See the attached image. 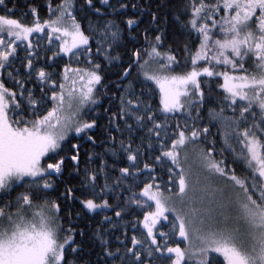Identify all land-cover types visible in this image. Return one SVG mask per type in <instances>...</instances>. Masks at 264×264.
<instances>
[{
    "label": "snow or ice",
    "instance_id": "6c2138e0",
    "mask_svg": "<svg viewBox=\"0 0 264 264\" xmlns=\"http://www.w3.org/2000/svg\"><path fill=\"white\" fill-rule=\"evenodd\" d=\"M100 3L111 11L84 0L97 17L85 15V28L75 14L77 0H60L55 8L50 3L53 15L43 22L32 8L31 25L11 18L15 5L10 9L0 0V264H264V0H186L175 21L198 41L194 49L183 47L187 70H181L171 45L165 46L167 17L161 10L168 4ZM129 8L137 15L122 27L114 17ZM145 15L147 26L139 37L132 35ZM54 38L56 47L47 57L39 51L41 40L51 46ZM121 48L127 50L126 62ZM42 55L53 62L68 58L63 82L39 64ZM96 57L116 69L115 108L105 109L103 126L99 115H85V109L91 113L99 105L97 86L104 80ZM81 58L89 67L70 66ZM5 74L18 91L5 85ZM34 76L41 92L50 86V98H37L25 87L24 77ZM101 127L107 137L102 143L111 142L106 151L118 157V134L128 163L109 165L103 153L85 152L89 163L82 184L100 202L85 197L79 201L82 209L112 211L93 233L100 250L92 261L85 258L87 234L74 224L73 210H62L48 193L55 191L53 177L63 174L66 161L80 172L81 142L95 148L92 133ZM137 132L141 144L134 147ZM144 149L154 163L139 160ZM189 149L200 161L196 170L186 166ZM225 151L242 174L226 163ZM96 157L100 163L90 166ZM113 169L118 176L110 174ZM18 187L27 190L13 198ZM72 193L66 186L63 199H78ZM130 215L135 217L131 235ZM80 216L77 211L75 218ZM106 236L115 237V247Z\"/></svg>",
    "mask_w": 264,
    "mask_h": 264
},
{
    "label": "trees",
    "instance_id": "16d2710c",
    "mask_svg": "<svg viewBox=\"0 0 264 264\" xmlns=\"http://www.w3.org/2000/svg\"><path fill=\"white\" fill-rule=\"evenodd\" d=\"M125 2L131 4L133 2L142 4V5H148L152 4L155 5L157 2L161 4H168V7L163 8L162 15H165L167 17L166 20V39H165V46L171 45L173 50H175L178 53V59L181 61V70H187L190 68V63H185L186 56L184 55L183 52V47L185 44L189 46V48H195L197 46V39L195 35H188V33L181 27L180 24H178L175 21V15L179 14L182 11V5L186 0H125ZM6 3H8V7L11 9L13 8V5H15V10L11 13V18H16L19 19L21 23L31 25L34 23V15L31 11L32 8L36 9V14L40 21L43 22L46 19H49L52 17L53 13H50L48 11L49 4L51 3L52 7L55 8V6L60 3V0H6ZM93 3L96 7H100L102 11L104 12H110L111 10L107 7L104 6L100 3V0H93ZM110 3L115 7L118 4V0H110ZM92 9L87 8V6L84 4V0H77V9H76V16L77 19L81 22L82 27L87 26V20L84 19L85 15L91 16ZM0 14H4L3 10L0 9ZM137 15L136 10L134 9H127L125 14L122 16H115L114 18L121 23V26L123 27V21L126 20L128 17H135ZM92 19H96L97 17L91 16ZM108 18H113L112 16ZM102 19V18H101ZM147 20L148 17L145 15L143 20L140 23V27L135 29L132 33V35L139 37L140 34L142 33L144 27L147 26ZM161 27H165V24H162ZM47 31V29H46ZM43 36V34H40ZM36 34H33V37H35ZM125 39L129 40L130 38L128 37L127 32H125ZM140 46L143 45V41L140 40ZM56 47V41L54 38V42L51 46L47 45V42L45 40H41V47L39 51L41 53H47V57L51 56V51H48L49 48L54 49ZM128 47H131V43H129ZM19 53V59L23 60L24 59V51H23V45H21L20 49H18ZM121 53V58L126 62L127 60V50L124 48L120 49ZM97 61L101 63L102 66V75L104 76V80L102 81L101 85L97 86V95L99 96V105L96 107V110L89 113L88 109H85V115L86 116H97L99 115L100 119L98 120V124L101 126L105 125L107 123L105 116V109H108L109 107H112L113 109L115 108V97H114V89L112 87L111 81L115 79L114 73L116 69L109 68L106 66V62L102 59V57H96ZM35 61H34V66H35ZM69 60L67 57L63 59L57 58L56 61H51L46 58L45 55H42L39 61V64L41 66H44L46 71L53 73V78L57 80L58 83L63 82L62 80V72L64 69V65L68 64ZM71 67H89V65L83 63V58H81V62L78 64L75 60L71 62ZM16 68L20 69V72L23 74L26 72V69L20 64L16 63L15 64ZM25 80L27 81L25 84L26 88H32L34 89L35 96L37 98L41 96H46V98H50V86L49 87H44L43 92H41V85H39L36 81L35 76L33 77L32 80H27L26 77H24ZM203 80V77L201 78ZM5 85L9 88H13L14 90L18 91V88H16L15 84L12 81H9L6 74L4 77ZM222 82V81H221ZM217 91L222 92V90L218 89ZM151 104L153 108L156 110V116L159 118L161 116V113L158 110V98H152L151 99ZM51 102L49 101L48 104H45L41 106V111L44 110L45 107H50ZM202 116L205 117L206 119V110L202 111ZM181 124H183V119H181ZM210 131L212 133L216 132L215 127H210ZM97 140L95 148L90 143L87 142H81L82 143V150H81V169L80 172L75 171L71 167V162L66 161V166L64 169V172L61 176L59 177H53V180L55 181V191H49L48 195L52 199H56L60 204H61V209L63 210L65 207H70L73 210V220L74 224L79 225L81 228L84 229L85 233L87 234L86 237L84 238V245H85V258H88L92 261L96 259L95 252H98L100 249L98 246L99 241L95 239L93 236L94 231L97 229L98 226L101 225L103 221V216L106 214L108 216H112V211L111 210H104L102 214H97L100 213L101 210H97V213H90L85 209H82V206L80 204V199H83L85 197H90V198H96L97 203H99V197L95 196L94 194L90 193L86 187L83 186L82 180H83V167L86 163H89L86 161L85 158V152H96V153H103L104 154V159L108 162L109 165L112 164H117L119 166H126L127 161L126 158L124 157V154L120 151L119 149V140L121 137L117 134V144L115 145L117 148V156H113L112 153L107 152L106 149L111 146V142L108 141L107 143H102L107 140L105 131L103 127L97 128L93 131L92 133ZM142 133L137 132L133 135L132 138V143L133 146H137L141 144V140L138 139L137 137L141 136ZM216 139V147L219 149L222 146V140L218 134L215 135L214 137ZM206 146V145H204ZM143 154L139 157L140 161H146L148 163H154V161L151 158V154L148 153L146 149L142 150ZM189 152L193 156L196 157V154L189 149ZM159 154V153H156ZM217 158L220 157L219 151L213 153ZM224 157H226V163L229 164L230 167L235 168L237 174H242L243 169L240 164H233L232 163V156L231 153L228 151H225L223 153ZM97 163H100L99 157L94 158L93 162H90V166L95 167ZM191 165L193 170H196L200 167V161L196 157V160L193 162H187L186 166ZM192 165H195L193 168ZM140 167H143V163H140ZM160 171L159 166H157V172ZM111 175L118 176L119 172L116 170H112ZM141 178L143 179L145 176V173H140ZM103 181L98 180V187L102 186ZM66 186L71 187L73 189V197H76L78 199L75 200H69L65 201L63 199L62 193L66 191ZM27 189L24 187H18L12 192V197L15 198L20 192H24ZM127 192L123 193L124 196H127ZM99 195H104V193H99ZM106 198L109 199L110 203H113V199L111 194H109ZM35 199V197H34ZM79 211L81 213V216L79 219L75 218V213ZM63 214V213H62ZM142 218V217H141ZM65 220H67V217H65ZM127 220L129 221L128 224V234L131 235L133 232V229L131 228V222H134L135 217L133 216H128ZM137 234H139V228L136 230ZM115 236H120V232L116 231ZM107 239L112 240L113 242V247L116 245L115 237L114 236H106ZM77 239H81L79 236ZM123 239V237H121ZM182 247L184 246L183 244L181 245ZM95 249V251L92 252V254L89 256L88 251L89 249Z\"/></svg>",
    "mask_w": 264,
    "mask_h": 264
},
{
    "label": "rangeland",
    "instance_id": "374dc122",
    "mask_svg": "<svg viewBox=\"0 0 264 264\" xmlns=\"http://www.w3.org/2000/svg\"><path fill=\"white\" fill-rule=\"evenodd\" d=\"M195 160H196V157L193 156V155L191 154V152H190V158H189L188 162H193V161H195ZM192 166H193V168L195 167V165H192Z\"/></svg>",
    "mask_w": 264,
    "mask_h": 264
}]
</instances>
